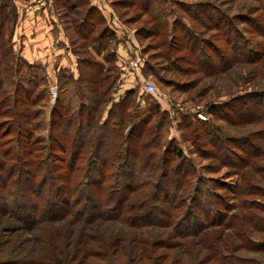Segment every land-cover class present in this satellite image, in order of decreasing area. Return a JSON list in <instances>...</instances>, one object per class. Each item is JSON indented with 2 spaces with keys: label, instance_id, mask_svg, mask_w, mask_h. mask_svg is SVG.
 I'll use <instances>...</instances> for the list:
<instances>
[{
  "label": "trees",
  "instance_id": "16d2710c",
  "mask_svg": "<svg viewBox=\"0 0 264 264\" xmlns=\"http://www.w3.org/2000/svg\"><path fill=\"white\" fill-rule=\"evenodd\" d=\"M257 1L264 13V0ZM11 2L0 0V214L20 218L16 211L28 208L24 222L31 224L59 215L79 223L92 220L136 226L153 223L171 227L181 238L197 235L206 226L224 225V219L230 225L237 223V229L243 231L237 232L243 244H249L250 248L258 246L257 241L249 240L243 226L255 227L258 221L247 202L238 198L247 194V185L237 187L238 203L231 206L214 200L205 180L198 179L195 186L190 185L195 169L182 151L175 147L160 150L167 111L154 101L140 116L131 112L134 88L114 96L112 91L120 83L114 67L121 65L114 47L117 36L100 11L86 0H62V7L70 12L77 9L81 20L73 24L75 34L84 39L92 37L90 47L102 60L81 56L80 49L70 42L76 56V75L62 69L64 81L58 87L50 118H40L39 107L49 95V81L42 65L30 63L14 52L12 35L17 14L14 6L9 11L2 7L11 6ZM150 4L156 5L158 1L152 0ZM195 6L213 9L209 3ZM157 7L152 10L144 6L151 16L154 33L163 39L168 63L174 64L172 51L180 48L191 51L189 44L197 43L199 34L188 30L185 23L178 25L174 20L169 23L165 10ZM199 12L189 16L206 27L219 29L226 38L234 33L229 48L235 50L237 41L243 39L245 59L264 57V45L255 46L241 38L229 19L223 20V26L218 24L219 19L206 22L203 12ZM178 28L180 35L175 34ZM143 66L148 65L142 61L139 68ZM249 99L228 103L231 113L224 112L228 116L225 119L231 124L261 125L264 137V91ZM215 109L210 108L209 112L214 113ZM226 141L216 133L207 134L206 142L215 155L229 162L228 151L223 153L220 149ZM259 150L257 154L248 151L246 159L239 155L237 158L248 164ZM166 180L167 185L163 186ZM221 208H233L237 213L225 216ZM259 208L262 207L253 206ZM214 256L216 264H259L252 259L223 255L217 248Z\"/></svg>",
  "mask_w": 264,
  "mask_h": 264
},
{
  "label": "rangeland",
  "instance_id": "374dc122",
  "mask_svg": "<svg viewBox=\"0 0 264 264\" xmlns=\"http://www.w3.org/2000/svg\"><path fill=\"white\" fill-rule=\"evenodd\" d=\"M151 1L105 0V5L110 6L115 16L130 29L131 51H136L148 65L147 68H137L138 75H134L136 79L132 78L131 85L136 94L132 97L131 112L140 116L146 112L148 104L154 101H158L162 110L167 111L166 130L160 139V150L163 152L175 147L182 151V155L195 169L190 185L195 186L198 179L205 180L214 194V200L226 202L228 206L238 203L235 193L237 187L247 185V194L238 198L247 202L249 210L257 214L258 221L255 227L247 224L243 226L249 240L257 241L258 246L250 248L249 244H243L237 234L243 231L237 229V223L230 225L224 219V225L206 226L197 235L181 238L175 235L171 227L153 223L137 226L105 220L79 223L60 215L38 224L25 223L29 209L24 208L16 211L20 218L0 214V264H216V248L223 255L230 254L264 264L263 126L231 124L226 121L225 117L228 116L224 114L231 113L226 106L228 103L250 100L254 93L264 91V57L245 59L243 39H238L235 50L229 48L234 33L226 38L219 33V29L206 27L200 20L189 16L200 11L206 22L212 23L219 19L218 24L223 26V20L229 19L241 38L257 46L264 45L262 6L257 0H157L156 5L150 4ZM199 3H209L212 11L206 6H195ZM10 5L2 7L9 11L12 2ZM57 6L71 43L74 42L73 47L80 49V55L85 58L102 60L90 47L93 45L92 37L84 39L75 34L73 24H79L81 20L77 9L70 12L61 7L64 6L61 0ZM144 6L152 10L161 6L169 23L173 20L178 25L180 22L185 23L188 30L199 34L197 43L189 44L191 51L181 48L172 51L171 54L176 58L174 64L168 63L166 48L162 46L163 39L154 33L151 16ZM180 33L181 28H178L175 34ZM111 46L113 48V43ZM13 48L15 54L20 56L18 49ZM114 72L119 82L127 78L121 75L119 67H114ZM62 73L60 68L55 80L47 75L49 95L39 107L42 110L40 118H50L56 100L52 99L50 87L56 86L57 97L58 87L64 81ZM145 81L153 83L164 98H154L146 93L142 87ZM123 91L117 84L112 92L117 97ZM140 103L146 107L139 108ZM210 108H216L214 113L209 112ZM197 113H202L206 120L199 121ZM214 133L227 140L226 145H223L226 149L223 146L220 149L223 153L228 151L229 162L219 159L206 142L207 134ZM43 134H47V131ZM256 150L260 153L250 163L243 164L241 158L246 159L248 151L257 154ZM237 155L241 158H237ZM166 185L167 180L163 182V186ZM256 205L262 208L253 209V206L258 208ZM220 211L225 216L237 213L233 208H221ZM211 215L208 214L210 219Z\"/></svg>",
  "mask_w": 264,
  "mask_h": 264
},
{
  "label": "crops",
  "instance_id": "0c3cea01",
  "mask_svg": "<svg viewBox=\"0 0 264 264\" xmlns=\"http://www.w3.org/2000/svg\"><path fill=\"white\" fill-rule=\"evenodd\" d=\"M59 1L12 0L17 13L12 35L13 46L28 62L42 65L53 80L60 68L76 75V56L71 51L67 26L59 17ZM86 1L100 11L107 26L116 33L117 45L114 47L118 52L119 64L132 58L136 51H131L130 29L115 16L110 6L105 5V0ZM137 71L138 69L129 71L127 78L119 83L122 90L132 88V78L136 79L134 75H138Z\"/></svg>",
  "mask_w": 264,
  "mask_h": 264
},
{
  "label": "built area",
  "instance_id": "2783aa9c",
  "mask_svg": "<svg viewBox=\"0 0 264 264\" xmlns=\"http://www.w3.org/2000/svg\"><path fill=\"white\" fill-rule=\"evenodd\" d=\"M142 62V59L139 55L135 54L132 58L121 64L120 71L122 76H126V74L134 69L139 68L140 64ZM143 90L146 93L153 94L155 97L164 98V95H161L156 86L148 81L143 82ZM50 92L52 94V99L54 100L56 98L57 88L56 86L50 87ZM197 117L201 120H206V117L202 113H197Z\"/></svg>",
  "mask_w": 264,
  "mask_h": 264
}]
</instances>
